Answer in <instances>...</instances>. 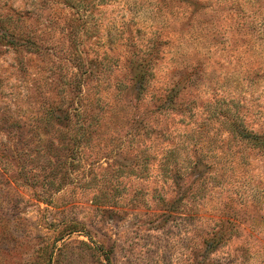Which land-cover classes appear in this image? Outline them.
<instances>
[{"label": "rangeland", "instance_id": "rangeland-1", "mask_svg": "<svg viewBox=\"0 0 264 264\" xmlns=\"http://www.w3.org/2000/svg\"><path fill=\"white\" fill-rule=\"evenodd\" d=\"M256 136L264 0H0V264H264Z\"/></svg>", "mask_w": 264, "mask_h": 264}, {"label": "trees", "instance_id": "trees-1", "mask_svg": "<svg viewBox=\"0 0 264 264\" xmlns=\"http://www.w3.org/2000/svg\"><path fill=\"white\" fill-rule=\"evenodd\" d=\"M82 68H83V65H82ZM81 71V70H80ZM82 76L81 77H83V76H85L88 72H89V69L87 68H85V69H83L82 71ZM82 83V79L79 81V83L77 84L78 85V87L79 88H81V84ZM169 96V95H168ZM161 101H162V99H161ZM163 102V101H162ZM163 105V104H162ZM54 109H60L59 108V105H55L54 107H52L49 111H53ZM254 141L256 142V144H258V147L259 148H262L263 149V151H264V139H258L257 138V136L256 137H254ZM1 150V149H0ZM2 157H0V159H1Z\"/></svg>", "mask_w": 264, "mask_h": 264}]
</instances>
